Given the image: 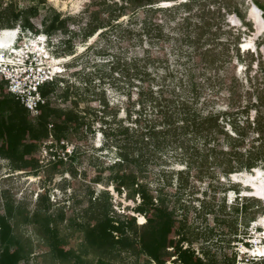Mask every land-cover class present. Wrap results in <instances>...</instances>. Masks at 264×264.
<instances>
[{
  "label": "rangeland",
  "instance_id": "obj_1",
  "mask_svg": "<svg viewBox=\"0 0 264 264\" xmlns=\"http://www.w3.org/2000/svg\"><path fill=\"white\" fill-rule=\"evenodd\" d=\"M187 1L159 0L158 8L170 10L157 12L151 19L165 25L167 37L149 47L141 31L144 18L141 14L135 19L123 17L121 26L101 29L89 38L85 37L89 0H47L45 4L37 0H16L21 7L37 5L42 12L49 13L53 8L69 18L66 34L57 32L51 37L41 34L52 40L50 50L55 60L61 59L65 67V73L55 81L50 102L79 118V124L72 125L65 139L71 154L66 152V147L49 144L53 153L48 149L46 155L44 146L36 153L39 168L35 173L15 169L9 160L0 158V215L7 206L13 207L14 235L28 254V264H81L75 257H54L39 225L28 221L35 212L44 214L48 206L54 226L66 242L64 252L72 250L86 264H135L138 260L140 264H147L145 257L134 256L118 247L98 249L85 244V231L104 218L108 207L115 219L135 216L138 226L146 223L140 224L138 217L143 215L134 211L141 201L139 195L127 188H122L120 194L114 189L110 176L117 171L112 167L120 162L119 149L103 133L111 127L118 134V141L125 142V135L120 133L122 127L136 130L137 118H142V125L147 123L146 119L150 120L149 114L139 117L136 113L140 110L137 102L142 90L145 102L150 90L162 87L175 90L172 95L177 103L186 101L190 106H197L203 116L218 118L229 135L238 138L234 128L239 129L245 134L243 152L260 144L253 123L257 110L264 116V106H261L264 103V30L257 36L255 25L249 19L256 0H209L205 6L201 1L199 41L193 37L196 22L193 14L200 7L193 9L190 25L182 23L189 13L173 8ZM258 1L264 5V0ZM9 2L0 0V9ZM99 4L102 3L97 7L103 9ZM236 9L245 14L251 26L243 24ZM260 11L264 24V14ZM18 29L19 45L33 43L36 35ZM250 41L254 47L244 49V42ZM190 84L195 86L194 92ZM180 126L176 120L173 127L176 131L169 135L163 150L150 147L143 155H136L137 164L132 162L125 168L137 174L151 192L162 196L177 221L180 235L186 237L183 249H190L206 264H251L252 260L264 263L263 258L254 260L248 254L253 241L264 244V229L258 225L264 217V200L248 201L254 204L251 210L254 222H249L245 214L235 212V208L241 211L247 202L245 197H252L247 192L253 189L252 185L264 183V167H259L263 171L258 178L254 169L241 172L238 180L232 175L225 176L222 165L216 163L222 162L221 154L218 153L217 160L213 156L206 160L205 156L216 146L218 150L227 149V140L221 136L207 140L193 138L192 134L186 136L178 129ZM135 136L130 135L132 139ZM50 154L57 156L53 159ZM64 154L63 164L56 167L58 156L63 158ZM189 162L202 169L197 173L188 167ZM179 171L184 172L183 176L177 174ZM207 173L210 178L201 180ZM173 237L179 240L178 235ZM172 250L169 249L171 253ZM174 259L171 256V261Z\"/></svg>",
  "mask_w": 264,
  "mask_h": 264
},
{
  "label": "trees",
  "instance_id": "obj_2",
  "mask_svg": "<svg viewBox=\"0 0 264 264\" xmlns=\"http://www.w3.org/2000/svg\"><path fill=\"white\" fill-rule=\"evenodd\" d=\"M46 1L37 0L39 4H45ZM201 1H204L203 6H205L204 3L209 0H189L173 7L174 10L183 9L189 13L182 20V23L187 25L192 24L193 9L196 6L200 7H197V13L193 14L196 17L193 37L197 41L201 38ZM213 1L210 0L209 2ZM99 2L102 3L99 5H102L103 9L99 8L100 6L97 7ZM159 3V0H89L86 5L88 23L85 29V37H93L104 28L113 29L116 25L121 26L120 20L123 17L135 19L141 14L144 17L141 31L143 35L145 34L149 47H152L155 41L162 42L167 37L165 25L151 19V16L157 12L170 10V8H158ZM255 4L264 14V5L258 0L255 1ZM235 13L245 26H251L246 22L245 14L237 9ZM103 15L105 18H102ZM68 21V17H63L53 8L51 13L42 12L37 5L21 7L16 0H10L0 9V29L19 27L22 31H30L34 35L46 33L47 36L51 37L57 32L66 34L69 31L67 28ZM141 42L143 43V40ZM144 52L149 53L148 49H145ZM55 89V82L44 84L41 88V94L50 98L54 95ZM190 89L194 92L196 88L190 84ZM172 91L175 93V90L167 91L163 87L156 91L150 90V96L146 102L142 97L143 90L141 91V97L137 102L140 110L136 113L139 117L142 114H149L150 120L146 119L147 123L142 125V118L139 120L137 118L136 123L137 126L139 124V127L136 130L131 129L130 126L122 127L120 133L125 135V142L118 141V134L111 127L109 130H103L109 143L119 149L120 162L112 167L117 171L110 176L114 189L120 194L122 188H127L132 194L139 195L141 201L134 211L142 214L146 223L138 226L135 216H127L125 220L115 219L110 216V208L108 207L105 210L104 218L85 231L86 246L98 249L118 247L121 251L129 252L134 256L145 257L147 264H168V262L172 264H206L190 249H183L182 243L186 237L180 235L181 232L177 229V221L173 218V214L164 203L162 196L151 192L146 184L140 182L137 174L125 168L132 162L137 164L136 155L137 157L143 155L144 151L150 147L155 150H163L169 135L176 131L173 129L176 120L181 124L178 129L183 132V135L192 134L193 138L206 140L213 136H221L227 140V149L218 150L216 146L211 148L208 155L205 156L206 160L210 156L217 160L218 153L221 154L222 162L216 163L222 165L223 175L229 176L244 171L251 172L260 166L264 167V116L260 111L257 110L258 115L253 123L255 125L253 129L260 144H254L249 150L243 152L242 145L245 141V134L234 128L238 138L229 135L223 125H220L218 118L215 119L213 115L203 116L197 106L192 105V107L186 101L177 103L173 99ZM261 103V106H264V103ZM105 105L108 106V104ZM128 116L131 118L130 111H128ZM78 120L79 118L73 112L63 111L51 102L41 106L38 118L33 120L28 110L18 100L7 94L4 90V83L0 79V158L9 160L13 168L35 173L39 168V157L36 156V153L49 140V126L52 125L55 141L60 143L67 139L69 131L72 130V125L79 124ZM132 134L136 135L134 139H132L133 136L130 137ZM136 148L137 154L135 153ZM62 164L63 160L55 162L56 167H60ZM188 167L197 173L202 169L198 164L192 162L188 163ZM177 174L183 176L184 172L179 171ZM206 175L202 176L201 180L210 178L208 173ZM233 188L239 192L236 186ZM244 200L247 202L242 205L241 211L239 208H235V212L245 214V218L249 217V222H254L252 216L254 212H251L254 204H249L248 201L259 202V200L253 197H245ZM48 209L49 206L42 215L35 212L28 221L39 225L54 257L60 259L75 257L77 262L86 264L82 257L75 256L72 250L64 252L66 242L60 237L57 227L54 226L55 220L48 213ZM14 217L15 213L12 206H7L5 213L0 215V264H28V254L14 235L12 224ZM173 235H178L179 240L175 241ZM169 249H173V252L171 253ZM171 256H175L176 259L171 261ZM139 261L135 264H140ZM252 261L251 264H257V262Z\"/></svg>",
  "mask_w": 264,
  "mask_h": 264
},
{
  "label": "built area",
  "instance_id": "obj_3",
  "mask_svg": "<svg viewBox=\"0 0 264 264\" xmlns=\"http://www.w3.org/2000/svg\"><path fill=\"white\" fill-rule=\"evenodd\" d=\"M18 40L11 47L2 49L0 52V79L4 83V90L7 94L18 100L28 110L30 117L36 120L39 116L40 107L49 103L51 99L41 94L42 86L58 80L65 73V67L61 63L54 62L55 56L50 50L53 42L46 35H36L33 43L28 44L19 45ZM36 44H41L38 51L35 50ZM49 130V140L41 147H47L46 150L43 149L44 154H48V149L50 153H53L52 147L48 146L49 144H59L62 148L66 147V152L71 154L70 145L67 144L66 140L60 143L55 141L52 125L49 126ZM50 155H53V159L57 156L56 154ZM65 158L66 154L63 155V158L58 156V160ZM262 242L253 241L250 243L252 245L250 250ZM250 250L248 254L254 260L264 259V257L252 255Z\"/></svg>",
  "mask_w": 264,
  "mask_h": 264
},
{
  "label": "bare ground",
  "instance_id": "obj_4",
  "mask_svg": "<svg viewBox=\"0 0 264 264\" xmlns=\"http://www.w3.org/2000/svg\"><path fill=\"white\" fill-rule=\"evenodd\" d=\"M249 19L253 22V24L255 25L256 28V35L259 36L263 30H264V24L261 18V11L255 6L253 5L250 9L249 12ZM19 29L18 28H14V29H3L2 33L0 34V52L2 49L5 48H9L11 47V45L16 41L17 39V31ZM253 46L254 47V43L253 41L250 42H244L243 44V48L247 49L249 47ZM40 48V44H36L35 45V50H39ZM54 62L56 63H60L61 59L58 60H54ZM254 170L257 171L258 176L256 178H258L260 175H262L263 170L259 169V168H255ZM243 173H235L232 174V176L238 180V178L240 177V175H242ZM249 175V173H248ZM253 177H255V174L253 175ZM34 179V178H31ZM253 181V180H252ZM246 184L248 182H245ZM250 185V184H247ZM253 189L251 191H247L249 193H251L250 195H252V197L260 199V200H264V183H262L261 186H255L252 185ZM113 191V188L111 189ZM114 193L115 190H114ZM139 223L140 224H144L146 222V219L144 216H139ZM258 225L263 226L264 228V217H262V219L260 220V222H258ZM246 251V250H245ZM251 254L254 256H260V257H264V244L263 243H258L257 246L253 249L250 250Z\"/></svg>",
  "mask_w": 264,
  "mask_h": 264
}]
</instances>
